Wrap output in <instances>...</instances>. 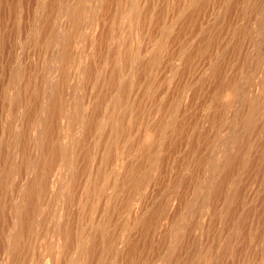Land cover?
<instances>
[{"label": "rangeland", "instance_id": "374dc122", "mask_svg": "<svg viewBox=\"0 0 264 264\" xmlns=\"http://www.w3.org/2000/svg\"><path fill=\"white\" fill-rule=\"evenodd\" d=\"M0 264H264V0H0Z\"/></svg>", "mask_w": 264, "mask_h": 264}, {"label": "bare ground", "instance_id": "6f19581e", "mask_svg": "<svg viewBox=\"0 0 264 264\" xmlns=\"http://www.w3.org/2000/svg\"><path fill=\"white\" fill-rule=\"evenodd\" d=\"M196 25V24H195ZM225 100V99H224ZM100 117V116H99Z\"/></svg>", "mask_w": 264, "mask_h": 264}]
</instances>
